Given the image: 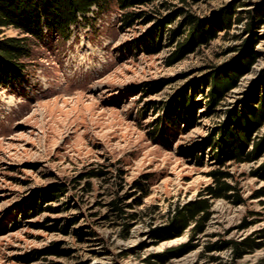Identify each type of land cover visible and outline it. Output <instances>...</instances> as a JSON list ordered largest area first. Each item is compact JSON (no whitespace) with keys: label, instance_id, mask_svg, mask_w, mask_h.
I'll use <instances>...</instances> for the list:
<instances>
[{"label":"rangeland","instance_id":"374dc122","mask_svg":"<svg viewBox=\"0 0 264 264\" xmlns=\"http://www.w3.org/2000/svg\"><path fill=\"white\" fill-rule=\"evenodd\" d=\"M166 1L171 5L141 7L152 18L129 27L115 1L79 12L67 35L45 17L39 37L2 27L0 37H27L30 55L0 82V264H264V196L256 197L264 178L253 173L264 163V151L258 159L221 167L243 199L235 203L206 194L215 182L209 171L219 163L203 145L264 70V0ZM180 6L205 21L232 6L241 19L169 63L176 48L170 28L183 14L162 32L161 45L143 35ZM249 16H257L251 31ZM250 39L255 63L211 108L192 84ZM187 88L198 102L194 117L174 121L167 109ZM136 179L146 180L147 193L134 185ZM60 182L66 191L55 197L50 190ZM35 196L39 205L29 213ZM117 197L122 216L112 209ZM196 201L210 204L203 231L191 238V221L179 235L153 234ZM247 236L261 244L242 257L232 255L231 247L207 248ZM187 241L193 244L188 250L148 261Z\"/></svg>","mask_w":264,"mask_h":264},{"label":"trees","instance_id":"16d2710c","mask_svg":"<svg viewBox=\"0 0 264 264\" xmlns=\"http://www.w3.org/2000/svg\"><path fill=\"white\" fill-rule=\"evenodd\" d=\"M110 1H115L123 10L119 19L126 27L132 26L138 19L147 22L152 18L141 8L145 5L156 1L163 6L171 5L166 0H0V32L4 26H14L39 37L41 19L45 17L52 29L62 35H67L69 26L76 23L79 12L85 13L95 4L104 7ZM178 1L184 4L189 3V0ZM193 1L197 2L198 0ZM232 9V6L220 8L210 21H205L194 13L185 10L183 6L173 7L170 13L163 16L154 27L143 35V38L150 41L151 44L161 45L162 32L166 30L169 24L177 20L179 15L183 14L176 27L170 28V36H167L171 42L176 43L173 54L168 57V62L173 63L187 52L194 51L202 44H207L216 38L218 31L223 28H230L234 20H240L241 16L234 15ZM249 17L251 21L248 23L247 31H251L255 24L253 19L257 18V16H254L255 18ZM178 36H182V40H178ZM27 39V37H0V82L17 69L23 56L30 55ZM251 39L243 47L233 46V49L238 53L236 56L225 63L214 65L208 73L198 77L192 84L194 89L199 88L202 94H205L211 108L221 103L228 92L238 86L240 78L251 70L256 60ZM188 89L179 92L167 109V115L174 121L186 120L188 115L189 118L194 117L198 102L195 94H189ZM242 94V98H239L236 105L224 111L222 122L212 129L211 134L206 137L203 143L212 149L213 157L219 163V167L209 171L215 182L206 186V194L212 198L230 199L235 203L241 202L243 199L236 190L237 186L228 180L232 174L221 167L229 161L241 163L258 159L264 151V132L260 133L264 126V70L260 71L258 79L246 87ZM157 126L158 124L155 125V127ZM93 173L96 174V172ZM253 173L264 178V163L254 169ZM142 177L148 179V174H144ZM87 184L89 185V183ZM134 185L143 192H148L146 180L136 179ZM65 191V184L60 182L50 190V194L59 197ZM46 192H43V195ZM260 196H264V187L256 190V197ZM111 204L116 216H122L124 213L122 198L113 199ZM38 205V197L35 196L27 205L28 212L36 210ZM130 216H133V213ZM210 216V204L196 201L194 205H189L183 209L179 208L172 222L169 225L153 229V234L161 239L170 238L181 234L193 221L195 225L190 236L192 238L196 232L205 229ZM124 230H128V225L125 226ZM260 244L261 242L247 236L238 241L226 239L220 242H212L207 245V248L210 250L218 247H231L232 255L242 257L247 251H251ZM192 245L189 241L180 243L165 249L163 252L151 254L148 261H150L151 256L164 260L166 257L188 250ZM150 264L154 263L150 261Z\"/></svg>","mask_w":264,"mask_h":264}]
</instances>
